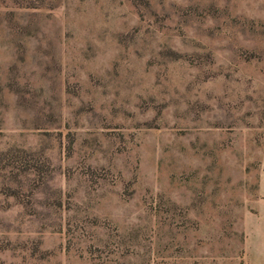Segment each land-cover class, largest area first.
Instances as JSON below:
<instances>
[{
    "label": "rangeland",
    "instance_id": "1",
    "mask_svg": "<svg viewBox=\"0 0 264 264\" xmlns=\"http://www.w3.org/2000/svg\"><path fill=\"white\" fill-rule=\"evenodd\" d=\"M0 264H264V0H0Z\"/></svg>",
    "mask_w": 264,
    "mask_h": 264
}]
</instances>
